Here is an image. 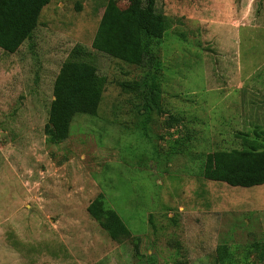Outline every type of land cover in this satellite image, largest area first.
Segmentation results:
<instances>
[{
  "label": "rangeland",
  "instance_id": "rangeland-1",
  "mask_svg": "<svg viewBox=\"0 0 264 264\" xmlns=\"http://www.w3.org/2000/svg\"><path fill=\"white\" fill-rule=\"evenodd\" d=\"M120 9L128 0H114ZM109 0H51L31 38L0 49V264H264V185L203 179L206 157L242 150L264 129V0H157L171 19L152 43L159 111L122 83L151 68L92 48ZM75 46L104 80L95 116L61 143L45 134L55 79ZM128 234L111 239L87 207L98 196ZM229 264V263H224Z\"/></svg>",
  "mask_w": 264,
  "mask_h": 264
},
{
  "label": "trees",
  "instance_id": "trees-1",
  "mask_svg": "<svg viewBox=\"0 0 264 264\" xmlns=\"http://www.w3.org/2000/svg\"><path fill=\"white\" fill-rule=\"evenodd\" d=\"M51 0H0V49L6 54L16 53L33 34L40 14ZM157 0H128L127 8L120 9L114 0L106 4L100 18L92 48L108 57L136 67L151 68L144 76L121 88L142 98L138 114L143 118L140 131L148 136L150 115L159 111L160 70L157 57L152 53L153 41L161 40L171 19L156 12ZM91 54L75 46L61 66L55 79L53 101L48 111L45 134L50 143H61L69 134L70 122L75 115L95 116L102 100L104 80L90 62ZM259 136H264V129ZM203 179L225 183L231 187L252 188L264 185V139L252 140L242 150L213 153L206 157L201 173ZM103 197L98 195L87 207L89 216L98 221L111 239L128 234V229L118 214L103 209ZM252 248L264 260V242ZM234 264L225 245L218 246L215 264Z\"/></svg>",
  "mask_w": 264,
  "mask_h": 264
}]
</instances>
